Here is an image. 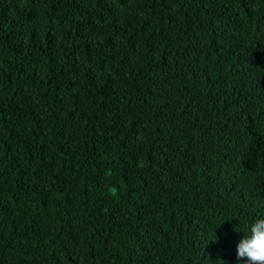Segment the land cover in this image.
<instances>
[{"label": "trees", "instance_id": "obj_1", "mask_svg": "<svg viewBox=\"0 0 264 264\" xmlns=\"http://www.w3.org/2000/svg\"><path fill=\"white\" fill-rule=\"evenodd\" d=\"M264 219V0H0V264H245Z\"/></svg>", "mask_w": 264, "mask_h": 264}, {"label": "clouds", "instance_id": "obj_2", "mask_svg": "<svg viewBox=\"0 0 264 264\" xmlns=\"http://www.w3.org/2000/svg\"><path fill=\"white\" fill-rule=\"evenodd\" d=\"M237 258L245 264H264V219L250 224L237 245Z\"/></svg>", "mask_w": 264, "mask_h": 264}]
</instances>
